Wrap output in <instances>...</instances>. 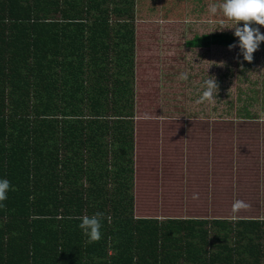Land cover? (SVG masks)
I'll list each match as a JSON object with an SVG mask.
<instances>
[{
  "label": "trees",
  "instance_id": "obj_1",
  "mask_svg": "<svg viewBox=\"0 0 264 264\" xmlns=\"http://www.w3.org/2000/svg\"><path fill=\"white\" fill-rule=\"evenodd\" d=\"M136 2L0 0V264H264V217L135 214Z\"/></svg>",
  "mask_w": 264,
  "mask_h": 264
},
{
  "label": "rangeland",
  "instance_id": "obj_2",
  "mask_svg": "<svg viewBox=\"0 0 264 264\" xmlns=\"http://www.w3.org/2000/svg\"><path fill=\"white\" fill-rule=\"evenodd\" d=\"M136 1V216L264 217L261 47L251 62L243 61L235 47L186 53L183 42L195 34L234 31L228 29L235 26L232 21L208 13L218 0L202 5L168 0L166 7L162 0ZM182 12L186 17L177 18ZM221 22L228 28L216 31ZM255 26L264 33V26ZM220 66L223 80L215 81L211 94L216 98L208 99L204 81L220 76ZM207 122L218 125L208 130ZM236 200L247 207L234 213ZM209 223L205 226L211 228Z\"/></svg>",
  "mask_w": 264,
  "mask_h": 264
},
{
  "label": "clouds",
  "instance_id": "obj_3",
  "mask_svg": "<svg viewBox=\"0 0 264 264\" xmlns=\"http://www.w3.org/2000/svg\"><path fill=\"white\" fill-rule=\"evenodd\" d=\"M208 13L211 16L219 13L224 19L234 23V27L228 28L221 22L216 31H223L225 28L234 29L233 35L238 39L228 45L229 50L234 47L238 48L243 61L251 62L253 53L257 51L261 42H264V33L255 26H264V0H218V2L209 4ZM241 21L244 22L242 25H240ZM181 78L187 79V76L182 75ZM203 86L205 89L204 97H208L217 87L214 78L209 76L204 81ZM10 190V181L5 177H0V205L7 199ZM246 207L247 205L243 201L236 200L233 202L232 211L235 213ZM78 219L77 227L90 242L98 241L101 238L103 213L97 212L90 216L83 215Z\"/></svg>",
  "mask_w": 264,
  "mask_h": 264
},
{
  "label": "crops",
  "instance_id": "obj_4",
  "mask_svg": "<svg viewBox=\"0 0 264 264\" xmlns=\"http://www.w3.org/2000/svg\"><path fill=\"white\" fill-rule=\"evenodd\" d=\"M185 31V30H184ZM227 32H229V33H233L234 31H227ZM211 33H216V32H211ZM211 33H208V34H211ZM190 39H192L193 37H189ZM189 38L187 39V40H189ZM186 40V41H187ZM183 46H184V51L186 52V53H188V51H190V50H192V49H197V50H208V51H211V50H214V49H217L218 50V48H220V47H228V46H223V45H219V44H211L209 47H192V46H188L187 44H186V42H183ZM261 51L264 53V49H262L261 48ZM217 71H220V76L218 75V73L216 74V78L214 79L215 81H217L218 80V78L222 81L223 80V67H219V69H217ZM135 74H136V69H135ZM217 75H218V77H217ZM231 77L233 76V73H231V75H230ZM211 78H213V77H211ZM135 96H136V94H135ZM214 97V95H212V94H210L209 96H208V99H212ZM214 98H216V97H214ZM214 125H218L217 123H210V122H207L206 123V129H210V128H212V129H215V126ZM220 125H222V124H220ZM237 125H239V124H237ZM186 126V125H185ZM184 126V127H185ZM135 176H136V174H135Z\"/></svg>",
  "mask_w": 264,
  "mask_h": 264
}]
</instances>
